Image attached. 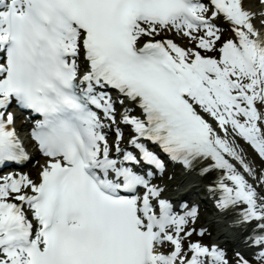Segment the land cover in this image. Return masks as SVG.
I'll return each instance as SVG.
<instances>
[{"label":"snow or ice","instance_id":"1","mask_svg":"<svg viewBox=\"0 0 264 264\" xmlns=\"http://www.w3.org/2000/svg\"><path fill=\"white\" fill-rule=\"evenodd\" d=\"M247 4L0 0V264H264V9ZM170 165L204 181L215 234Z\"/></svg>","mask_w":264,"mask_h":264},{"label":"bare ground","instance_id":"2","mask_svg":"<svg viewBox=\"0 0 264 264\" xmlns=\"http://www.w3.org/2000/svg\"><path fill=\"white\" fill-rule=\"evenodd\" d=\"M27 168L29 169V172L30 173L33 172V170H34V167H27ZM185 180H187V177H183L182 176L180 178H177L176 179V182L182 183ZM200 182H204V181L199 177V179H196V180L192 181L191 185L194 184L192 186H196V185L198 186ZM208 221H211L212 227H214L215 228V231H216V228H217V224H216L217 219H214L213 217H211ZM227 226H228V222L226 223V222H223L222 221L220 227H221V229L223 231H225V232L229 231V228H227ZM214 234H215V232H214Z\"/></svg>","mask_w":264,"mask_h":264}]
</instances>
